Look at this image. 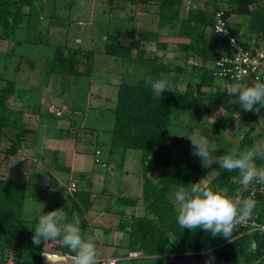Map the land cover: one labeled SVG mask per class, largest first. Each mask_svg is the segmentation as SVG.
<instances>
[{
	"label": "crops",
	"instance_id": "crops-1",
	"mask_svg": "<svg viewBox=\"0 0 264 264\" xmlns=\"http://www.w3.org/2000/svg\"><path fill=\"white\" fill-rule=\"evenodd\" d=\"M17 1L20 5L17 14L18 21L7 39L0 41V48L5 50L4 52L0 51L2 54L0 56V84L7 81L12 83L13 92L9 104L11 107L20 110L27 119H25L26 125L20 147L16 154L9 157V160L0 167V178L24 184L22 216L25 219L27 229L34 233V227L30 228L29 226H34L38 217L44 212L59 208L64 197L67 194L71 195L72 192L67 190V186L74 182L73 174L78 173L83 181L73 184L76 190L86 191L90 200L89 206L86 209L81 208V214L73 217L79 221L82 237L94 242L101 262H106L108 258H115L114 264L121 259L132 260L126 257L128 252L125 247L127 234L120 225V222L128 218L132 209L129 208L128 204L121 205L118 202L123 191L131 189L130 186L121 187L118 195L110 198L107 196L106 198H99L91 194L89 182L93 177H89L87 173L89 167L82 159L88 143L91 140L94 143L97 141V135H94L96 132L95 121L90 119L95 115L101 116L102 113H111L119 84L135 85L145 73L152 69L158 70L160 75L172 80L170 83L172 88L181 87L183 81L186 80V75H189L187 74L188 71L189 73L193 71L190 68L191 64H194L192 57L183 55L178 48L177 43L183 41V38L179 37L174 27L164 25L157 28L156 5L158 0H146L147 2L144 0H76L77 5L73 9L79 12L78 17L85 18L87 21L75 19L76 25L79 26L75 34L67 22L71 17V14L68 13L71 8V1ZM188 1L190 0H182V6L179 10L180 18L186 14L190 4ZM44 4H46L45 9L41 7ZM217 6L229 11L232 8L225 0H218ZM100 14L103 17V24L98 34H100L101 40H104L100 53L104 54L103 50L108 35L118 36L124 45L137 44V46L133 45L129 56L113 58V63H111V65L117 63V68L123 69L121 72L125 74V81L120 82L113 78H105L110 75L108 69H112L108 67V64L102 66L100 70L95 68V50L92 46L95 39L93 34L95 26L92 23L94 18L99 17ZM227 16L235 32L239 33L247 43L254 41V45L256 41L253 35L247 31L248 17L236 15L232 10ZM114 18L117 21L109 20ZM148 31H156L160 47L154 41L147 43L142 41L144 32ZM209 35V27H206L204 31L205 41ZM42 44L51 47L49 50L50 62L45 66L46 77L44 80L43 78L38 80V77L32 76L35 73L32 69L29 72H24L23 67L18 65L16 67L10 65L12 77H3L4 73L7 75L9 72V70L5 71V57L8 58L9 56L10 60L26 58L28 54L25 50L28 47L30 51V46L40 48ZM55 47H61L63 55H68L75 49L82 52L75 56V68L78 73L71 75V80H69L68 75H61L50 70ZM170 52L171 57L168 56ZM155 60H158L159 65L157 64V66L171 61L174 66L182 67L185 75L184 80L183 78L177 80L173 73L169 76L166 66H162V69L152 66L150 69L149 62ZM143 61L145 62L144 65L148 67L146 72H142L139 68H142ZM23 64L25 65L24 62ZM30 65L31 62L28 63V66ZM85 68L87 70L84 72ZM134 73L137 74L136 83L135 80L126 78L127 74ZM64 76H67L64 78L67 82L65 89L62 85ZM187 82L192 83L191 80ZM207 88L202 87L201 90ZM183 89L177 90L183 92ZM111 123L112 119L110 118L109 125L106 124L104 127L106 133L108 132L106 137L108 152L110 150L109 129ZM254 130L255 126L249 130V146L258 140L264 142V133H259V136L255 137L257 132ZM1 132L0 150H3L4 146L8 145L7 140L13 138L17 129L2 128ZM245 148L247 147L242 150ZM93 154V163H99L95 160L96 155L99 154L98 150L95 149ZM122 155L124 156V153ZM92 166L94 167L95 164ZM37 189H40L41 193L45 195L44 200L36 199ZM103 194L102 191L99 195ZM101 202H106L107 207H100ZM111 204L116 205L111 207ZM136 208L137 205H135L134 211ZM45 253L51 254L50 257L55 259L50 260L49 264H72V257L50 252Z\"/></svg>",
	"mask_w": 264,
	"mask_h": 264
},
{
	"label": "trees",
	"instance_id": "trees-1",
	"mask_svg": "<svg viewBox=\"0 0 264 264\" xmlns=\"http://www.w3.org/2000/svg\"><path fill=\"white\" fill-rule=\"evenodd\" d=\"M217 1L190 0L183 18L179 17L182 0H158L156 5L157 28L170 25L177 30L179 37L184 39L178 42L177 46L183 55L192 57L194 64H191L190 68L193 71L199 70L196 75L197 80L187 84L183 92L173 87L172 91L165 90L162 97L157 98L150 86L146 84V78L163 79L169 83H172V80L160 75L158 70L152 69L145 73L135 85L119 84L117 87L112 109V123L109 129V153L111 154L114 149L120 151L137 149L141 152V177L143 179L141 213L128 216L126 220L120 222V225L127 234L126 249L128 252H140L141 257L133 259H141L142 264H165L161 256L166 255L168 258L177 252L186 253L192 258L196 252H205L202 255H209L222 248L227 249L231 261L236 264H264V232L250 230L240 233L237 232L240 228H236L238 229L234 234L236 236L224 243L227 238L220 235L212 236L202 228L195 231L182 229L177 223V211L166 197V193L172 187L178 190L190 188L191 183L198 182L210 169L216 172L208 184L212 190L222 191L231 198L239 193L241 200L249 194L246 186L240 183V177L236 171H226L218 164L205 168L202 166L201 159L195 155L188 156L178 167L173 166L170 159L180 139V137H174L173 134L172 112L178 111L180 114L194 112L199 106L197 96L202 95V87H214L212 90L215 106L224 101L220 99L224 97L225 90L216 82L214 83V78L210 76L206 63L216 55L213 49L223 46L225 39L210 32L207 40L203 42L204 31L211 24L210 14L219 7ZM225 1L232 7L230 11L232 10L236 15L248 17V32H256V34L264 32V8L258 0ZM19 8L17 0H0V41L7 39L14 29L18 21ZM230 11L225 10L226 16ZM142 41L146 43L154 41L160 47L156 31L144 32ZM133 45L137 46V44L124 45L118 36L108 35L103 52L114 58H122L129 56ZM0 50L5 51L2 48ZM80 53H82L80 50L75 49L68 55H63L62 48L55 47L50 70L61 75H76L78 71L75 68V56ZM175 68L177 72L183 69ZM86 70L85 68L84 72ZM12 92L13 85L10 81L0 84V136L2 128L17 129L8 145L0 150V160L16 154L26 125L25 119L27 118L20 110L9 104ZM252 127L253 125H249V130ZM175 129L177 131L178 128ZM210 143L214 145L213 148H216L213 154L218 156L234 149L241 151L250 145V139L247 141L240 138L238 145L234 147L233 142L225 136L215 133ZM207 147L211 150L210 146ZM262 164L264 161L257 160L258 166ZM158 165H162L164 170H161L156 180L151 182L147 177V172ZM258 184L263 186V190L254 191V196L251 198L256 203L253 209L260 207L254 221L259 225H264V184ZM40 192V189H37L36 199L39 201L46 198ZM24 193L23 183L0 178V237L8 233V238L12 241V244L8 246L7 237L0 239V264H5L8 256L4 251L10 246L12 249L13 247L18 248L17 251L21 249L20 254L16 252L12 256L14 264H49L41 261L43 252L72 257L70 250L62 247L58 239L41 241L39 245L33 243L34 233L27 229L22 216ZM118 201L129 206L136 204V200L130 198L120 197ZM89 203V194L86 191L75 190L71 195L67 194L64 197L59 208L65 207L68 220L72 222L74 216L81 214V208L86 209ZM101 264L108 263L101 262Z\"/></svg>",
	"mask_w": 264,
	"mask_h": 264
},
{
	"label": "rangeland",
	"instance_id": "rangeland-1",
	"mask_svg": "<svg viewBox=\"0 0 264 264\" xmlns=\"http://www.w3.org/2000/svg\"><path fill=\"white\" fill-rule=\"evenodd\" d=\"M34 1V0H33ZM62 1V0H60ZM65 1H71V8L69 10L68 13L71 14V17L67 20L68 24L70 25L71 29L73 30L74 34L77 31V29L79 28V26L76 25V21L75 19H79L81 21H87L85 18H80L78 17L79 12L75 11V9H73V7H75L77 5L76 0H65ZM121 3V2H120ZM258 3L264 8V0H258ZM35 5V4H33ZM32 5V6H33ZM41 7H43V9H45L46 4L42 5ZM116 15V13H114ZM109 15V14H108ZM118 16H120L118 14ZM110 21H117L115 18L114 19H109ZM95 27H94V32L93 34L95 35V39L93 41V48L95 50V54H94V59H95V68H97V70L101 69L102 66L108 64V67H111L112 69H108V73L110 75H108L105 78H113L116 79L117 81H125L124 77L125 74H123V69H119V67L117 68V63L114 65H111V63H113V58L114 57H110L108 55H104L102 53H100V48L101 45L104 43V40H101V36L99 33V31L102 28V24H103V17L100 14L99 17L94 18L93 23H92ZM86 29H88V27H86ZM249 29V28H248ZM249 34L253 35L254 40L256 41V43L254 44V47L257 49H264V32L260 33V34H256V32H248ZM99 36V37H96ZM42 37V36H41ZM164 38H166L164 36ZM44 40V39H43ZM74 41H76V39H73ZM184 40V39H183ZM205 41V36L203 39V42ZM79 44V43H78ZM83 44V42H82ZM79 44V45H82ZM31 49L30 51L28 50L29 47L27 48V56L28 57H24V58H15L14 60H10L9 56L8 58L5 57V71H8V74L3 75V77H12V71H11V67L10 65L13 66H22L24 72H29L31 69L35 72L34 74H32V76L34 77H38V80H41L43 78V80L46 77V69L45 66L48 62H50V56H49V50H50V46L49 45H43L40 46V48L37 47H32L30 46ZM174 47V46H173ZM92 48V49H93ZM2 51V50H0ZM24 51V50H23ZM171 52L168 55L169 57H171ZM0 56H2V54L0 53ZM120 60V59H118ZM23 62L25 63V65L23 64ZM31 62V67L28 66V63ZM144 61L142 62V68L139 67L141 69L142 72H146L148 71V67H146L144 65ZM208 63V62H207ZM206 63V65H207ZM150 64V69L152 68V66H156L155 68L158 69H162V66H166L167 67V73L170 75H172V73L174 74V76L178 79H181L184 77V71H182L183 69L179 70L177 72V69L175 67H180V66H174L173 64H171V61H168L167 64L161 65V66H157L158 64V60H155L154 62H149ZM159 65V64H158ZM171 65V66H169ZM33 66V67H32ZM149 66V65H148ZM182 68V67H181ZM170 70V71H169ZM122 71V72H121ZM199 70L196 71H191V73H188L189 75H186V80L183 81V85H181V87L176 88L181 90V88L183 90H185V87L187 84H189L187 81L191 80V82H194L195 80H197L196 75L198 74ZM3 74V73H1ZM193 74V75H192ZM14 75V74H13ZM2 77V78H3ZM68 77L70 78L69 80L72 79L71 75H68ZM137 77V74H127L126 78H130L132 81L135 80ZM196 77V78H195ZM64 78H67V76L63 77V89H65L67 87V82L64 80ZM183 78V80H184ZM195 78V79H194ZM137 80H135L134 82L136 83ZM262 81H264V74L262 75ZM131 82V83H134ZM187 82V83H186ZM219 84V87H223L221 86V81L219 79H214V83ZM186 83V84H185ZM246 85H249L246 84ZM191 88V86H190ZM214 87L211 86L207 89H203V93L200 96H197L198 99V107L195 108L194 112L190 113V114H180V112L178 111H173L172 112V117L173 118V126H172V130H173V134L174 137H180L179 142L176 144V146L174 147L171 155H170V159L172 161V165H177L180 166L181 163H183V161L188 158V156L193 155V146L192 143L189 139L188 136H194L198 139L204 140L207 142V146H210V148H213V144H211V140H213V134L215 133H220L221 135L225 136L228 140H230L231 142H233L234 147H236L238 145V141L240 140V138H243V140H247L249 141V125H253V127L255 126V130L254 132H257L255 134V137L259 136V133L263 134L264 133V108H260V111L257 112L255 109L251 110V111H245L244 109H242L239 105V103H233V101H235L237 98L234 96H228L227 92H225L224 97L222 96L220 100H223L222 103L220 105L215 106L213 104L214 101V92L213 90ZM224 90L228 89V88H222ZM11 100H9L10 102ZM257 107L259 108V105H257ZM110 118L112 119V111L111 113H102V115H95L94 117H91L90 120H94L95 121V130L96 132H94V135H97V141L94 143L93 140H91L87 147H86V152L83 153L82 159L83 161L87 164V166L89 167L87 170V173L89 175V177H93L90 182H89V186L91 187V194L95 195L99 198H106V196L108 198L113 197V196H117L119 193V189L122 187H126L127 185L130 186L131 189H129L128 191L124 190L123 193L121 194L123 198H130V199H134L136 200V204L137 208L134 211V206H130L129 208L132 209L131 213L133 214H139L141 213V209H142V202H141V186H142V177H141V168H142V162H141V152L137 149H125L123 151H120L119 149H114L111 154L108 152L107 148V133L105 131V125L110 123ZM98 122V123H96ZM255 124V125H254ZM175 128H178L177 131ZM188 135V136H187ZM252 136L254 137V135L252 134ZM1 137V136H0ZM264 137V135H263ZM252 138V137H251ZM103 139V141H102ZM10 139L7 140V142H9ZM264 140V139H263ZM262 141V140H261ZM257 142H260L259 140ZM6 144V143H5ZM97 149L99 154L96 155V159L97 161H99V163H93V153L94 150ZM124 153V156L122 155ZM215 156V153L213 154ZM9 160V158L6 159H1L0 160V167ZM95 164V166L93 167L92 165ZM164 170V167L162 165H158L156 167H153L152 169H150L147 172V177H149V180L151 182H153L154 180H156L158 173ZM128 173V174H127ZM99 174V176H98ZM216 172L214 171V169H210V171L201 179H199V181L201 182L202 185H206L208 186V184L210 183V181L212 180V178L215 176ZM72 179L74 182H80L82 183V178H80V176L78 175V173H74L72 176ZM73 182V183H74ZM255 181H253L252 183L248 184L246 186V188L249 190V188H251L252 184H254ZM88 186V185H87ZM261 186V185H260ZM263 187V186H261ZM44 190L45 188L42 187ZM103 191V195H99L100 192ZM178 191L177 188L172 187L167 193H166V197L168 199V201H170V203L172 204L173 208L176 210V208L178 207V205L175 202V193ZM43 192V191H42ZM41 193V192H40ZM42 194V193H41ZM44 195V194H42ZM249 194H247L244 199H250ZM234 200H241L239 193L236 194L234 197H232ZM119 202V201H118ZM121 204V203H120ZM256 204V203H254ZM100 207L102 208H106L107 204L106 202H101L100 203ZM116 205V204H115ZM115 205L111 204V207ZM122 205V204H121ZM260 207H255L252 211L250 216L245 219L244 221L250 222L251 220H254L258 210ZM127 209V207H126ZM131 213H129L128 216L132 215ZM256 223V221H255ZM247 226H249V224L247 225H243L241 226L240 230L234 228L232 234H231V240L236 236L234 235L237 232H246V230L248 228H246ZM264 228V225H262ZM248 231V230H247ZM261 233L264 232L260 231ZM1 236V234H0ZM9 234L7 233L6 236L0 237V239H3L4 237H7V244L8 246L10 244H12V241L10 240V238H8ZM12 237V235H10ZM16 240V239H15ZM230 241L229 239H227L226 241H224V243ZM8 248V247H7ZM11 249V250H10ZM18 249V248H17ZM17 249H15L13 247L10 246V248L6 249L4 251V253L7 256H13L14 253L18 252V254H20V248L17 251ZM205 252H196L193 254V257L190 258L188 257V254L186 253H174L173 255H171L170 257L166 258V255L161 256L163 259V262L165 264H236L233 261H231V257L229 252L227 251V249H221V250H217L216 252H212L209 255H202ZM43 253H41V261L42 262H47L45 261L44 256L42 255ZM138 257H141V253H139ZM51 258V259H50ZM48 259H50L51 261L54 259L52 257H50ZM134 257L130 258L132 260L129 259H121V260H117L116 264H141L142 260L141 259H133ZM137 258V257H136ZM13 260V258H12ZM44 260V261H43ZM55 260V259H54ZM50 262V261H49ZM14 264V263H13Z\"/></svg>",
	"mask_w": 264,
	"mask_h": 264
},
{
	"label": "clouds",
	"instance_id": "clouds-1",
	"mask_svg": "<svg viewBox=\"0 0 264 264\" xmlns=\"http://www.w3.org/2000/svg\"><path fill=\"white\" fill-rule=\"evenodd\" d=\"M146 84L157 98H161L165 90L172 91V85L163 79L147 77ZM225 92L228 96L236 97L233 103H239L245 111L255 109L259 112L260 108H264V81L258 80L249 85L235 84ZM188 137L193 146L192 154L201 159L203 167L218 164L226 171H236L244 186L253 181L264 184V164L257 165V160L264 161V142H254L242 151L234 149L214 156L216 148L210 150L206 141L194 136ZM200 181L175 193L178 225L192 231L202 228L212 236L220 235L231 240L236 225L250 216L254 201L246 198L234 200L222 191L202 185ZM73 219L74 222H69L65 207L44 212L34 226H29L34 227L33 243L39 245L41 241L58 239L61 246L73 254L72 264H101L94 242L82 237L79 221ZM43 255L47 257L44 252Z\"/></svg>",
	"mask_w": 264,
	"mask_h": 264
},
{
	"label": "built area",
	"instance_id": "built-area-1",
	"mask_svg": "<svg viewBox=\"0 0 264 264\" xmlns=\"http://www.w3.org/2000/svg\"><path fill=\"white\" fill-rule=\"evenodd\" d=\"M210 18V32L225 39L223 46L213 49L216 55L206 65L210 76L214 79H219L221 86L224 88H230L235 84L246 85L257 82L258 80L261 81L262 75L264 74V49L255 48L253 45L254 41L247 43L239 33L235 32L223 8L217 7L214 9L210 14ZM67 190L73 192L76 190V187L73 183H70L67 186ZM256 190L262 191L263 187L255 181L251 188H249L250 199L253 198L254 191ZM247 224L250 226L247 229L248 231L264 230L263 226L255 223L254 220L238 223L235 228H240ZM139 253L138 251L127 252L126 257L136 258ZM45 254L48 258L51 255L49 253ZM47 257L44 256L47 262L43 263H49L50 259H47ZM115 261V258H108L106 260L108 264H114ZM13 263L12 257L8 256L5 264Z\"/></svg>",
	"mask_w": 264,
	"mask_h": 264
}]
</instances>
